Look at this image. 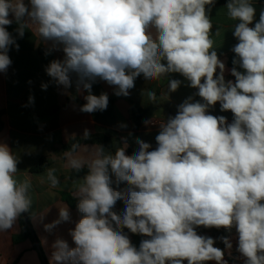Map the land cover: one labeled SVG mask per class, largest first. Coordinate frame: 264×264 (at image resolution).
Here are the masks:
<instances>
[{
	"label": "clouds",
	"instance_id": "clouds-1",
	"mask_svg": "<svg viewBox=\"0 0 264 264\" xmlns=\"http://www.w3.org/2000/svg\"><path fill=\"white\" fill-rule=\"evenodd\" d=\"M214 4L215 0H0V73L12 63L10 47L19 49L7 30L15 22L20 37L27 29L50 42L46 55L64 53L45 71L65 90L75 76L77 91L88 93L79 108L83 113L108 107L107 93L92 94L97 79L115 86V95L127 97L141 75L152 82L179 73L203 101L193 102L189 96L174 117L160 121L155 147L135 138L138 147L129 155L128 139L122 137L114 153L97 144L84 146L87 155H76L78 143L65 152L70 168L79 172L86 166L88 171L75 188L82 214L69 230L75 246L57 237L51 264H227L215 240L198 234L201 226L235 230L245 264H264V10L257 20L252 0H227L228 16L238 22L233 64L242 71L233 67L235 80L226 81L225 63L213 50L209 12ZM181 83L170 79L168 92L177 91ZM168 92L160 99H169ZM144 95L156 103L154 90L146 89ZM29 103H34L33 96ZM217 103L222 111L233 113L231 123L208 114ZM80 138L90 139V131L84 129ZM19 162L0 141V232L13 228L32 209L31 181L17 178ZM55 172H47L51 187L59 184ZM113 176L116 184L126 182L127 187L113 188ZM119 200L125 207L118 213L114 208ZM70 220L65 206L45 230L52 232ZM125 228L147 239L137 248ZM220 239L232 249L229 236Z\"/></svg>",
	"mask_w": 264,
	"mask_h": 264
},
{
	"label": "crops",
	"instance_id": "crops-1",
	"mask_svg": "<svg viewBox=\"0 0 264 264\" xmlns=\"http://www.w3.org/2000/svg\"><path fill=\"white\" fill-rule=\"evenodd\" d=\"M25 3H28V0H25ZM252 3L256 8V19L258 20L259 13L264 10V0H252ZM225 6L213 7L209 12L213 23V50L217 51L219 59L225 63V80L234 81L235 77L231 75L233 66L229 65V59L233 54L232 48L238 43L233 35L234 26L238 22L228 16ZM17 27L18 25L13 22L7 30L16 39L19 49L17 50L14 46L10 47L8 55L12 63L7 72L0 73V141L6 143L19 156L17 178L20 180L27 178L31 181L30 195L33 203L28 214L40 249L47 264H51L54 240L57 237L63 238L68 241L70 247H74L69 230L73 229L75 223L81 218L80 213L66 200L69 197L77 200L75 188L83 177H74V169L68 165L65 152L68 151L66 147L70 141L83 140L80 137L83 136L84 129H88L91 138L84 140L80 144L81 147L74 153L87 155L83 150L84 146L90 149L91 146L97 145L98 143L94 141L96 136H102L108 140V146H103L107 152L111 153L122 146L121 138L126 137L129 143L126 152L130 155L138 147L135 138H140L155 147V136L158 133L160 121L174 117L178 112V106L189 96H192L193 102L203 101L195 95L198 90L188 86L189 82L179 73H169L160 81L152 82L146 81L141 75L136 78L135 86L129 90L130 94L127 97L115 95V86L97 79L93 83L92 94L99 96L101 93H107L108 107L104 111L83 113L79 108L86 103L84 96L88 93L86 90L77 91L75 76L73 75L72 87L65 90L63 86L56 85L45 71L52 60L63 59L64 53L51 51L46 55L50 42L49 44L44 43L27 29L23 37H20L16 32ZM217 30H219L218 35ZM239 70L242 71V69ZM170 79L182 81L175 92H168ZM43 84H47L48 87L42 88ZM146 89L156 92V103L148 101L144 95ZM162 92H168L169 99L161 100ZM30 96L34 97V103H29ZM133 103L147 111L139 127H136L132 119ZM208 114L217 117L224 116L228 123L234 119L233 113L222 111L219 103L210 107ZM146 120L152 123L146 125L144 123ZM121 124L127 127L121 128ZM41 159L47 162L44 171L32 172L31 169ZM50 168L56 169L55 175L59 179L56 187H51L47 179V172ZM83 169L88 170L86 166L81 170ZM112 179V186L116 190H124L127 187L126 182L116 184L114 176ZM65 206L69 209L71 220L61 223L52 232L46 231L45 225L56 220L59 209ZM124 207V202L119 200L114 211L122 212ZM124 232L137 248L143 239H147L140 234L131 233L126 228ZM197 232L215 240L214 246L225 251L224 259L227 264H245V259L237 251L238 242L235 230L229 233L223 228L201 226L197 228ZM223 236L231 238L233 244L231 250L226 249L224 243L221 246L220 237ZM0 264H44L38 251L34 250L32 242L21 237L20 217L13 228L0 232ZM184 264H187V261ZM207 264H216V262L209 261Z\"/></svg>",
	"mask_w": 264,
	"mask_h": 264
},
{
	"label": "trees",
	"instance_id": "trees-1",
	"mask_svg": "<svg viewBox=\"0 0 264 264\" xmlns=\"http://www.w3.org/2000/svg\"><path fill=\"white\" fill-rule=\"evenodd\" d=\"M226 3H227V0H215V4L211 8L217 7V6H224V5H226ZM234 59H235V53L233 52V54L231 55V57L229 59V65L233 66V67H237V69L239 70V67L237 65L233 64ZM146 115H147V111L143 110L142 108H140V106H138L134 103L132 104V119H133L136 127H139L141 121L146 117ZM94 141L97 142L98 144L108 146V140L102 136H96L94 138ZM83 142H84V140L74 139V140L70 141V143L68 144L66 149L68 151H70L71 146L73 144L78 143L80 145ZM46 165H47L46 160L41 159L40 162L31 169V171L34 173H41L42 171H44ZM87 171L88 170H86V169L80 170L79 172L74 170L73 176L74 177L84 176L87 174ZM66 200H67V203L72 208H74L78 211V207H77L78 201L77 200L73 199L72 197L66 198ZM80 215H82V214L80 213ZM20 227H21V237L28 239L32 242L34 250L38 251L40 258L42 259L43 263L47 264L46 259L44 257V254L42 253V251L40 249L39 241H38L37 236L33 230V227H32L28 213L22 214L20 216ZM221 246H223V242H221Z\"/></svg>",
	"mask_w": 264,
	"mask_h": 264
},
{
	"label": "built area",
	"instance_id": "built-area-1",
	"mask_svg": "<svg viewBox=\"0 0 264 264\" xmlns=\"http://www.w3.org/2000/svg\"><path fill=\"white\" fill-rule=\"evenodd\" d=\"M152 125L154 126L155 124H152ZM237 242H238V238H237ZM240 255H241V254H240ZM241 257L244 258L242 255H241ZM244 259H245V258H244Z\"/></svg>",
	"mask_w": 264,
	"mask_h": 264
}]
</instances>
